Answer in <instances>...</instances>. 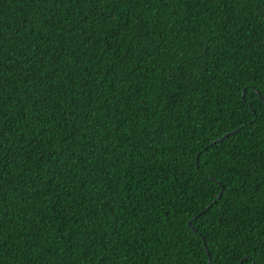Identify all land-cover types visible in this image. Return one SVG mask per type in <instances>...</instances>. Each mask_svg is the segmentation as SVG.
Returning a JSON list of instances; mask_svg holds the SVG:
<instances>
[{
	"label": "trees",
	"instance_id": "trees-1",
	"mask_svg": "<svg viewBox=\"0 0 264 264\" xmlns=\"http://www.w3.org/2000/svg\"><path fill=\"white\" fill-rule=\"evenodd\" d=\"M232 7L233 5L229 4L228 9H225L220 3L213 2L205 9L203 3L195 6L194 0L193 6H189L185 0H179L175 3V8L166 9L132 4L115 6L117 19L111 20L110 25H105V31L131 19L133 12L139 14L145 21V35L149 40H154L152 46L147 49L148 54L137 50V59H122L125 56L124 48L114 52L106 51L101 46L92 49L89 56L82 57V62L73 66V70L78 73L86 75L87 72H92L99 81L100 87L97 91L100 101H97V104L101 106L91 114V119L97 124V141L107 135L104 143L108 147L102 161L89 157L83 159V162L74 160L66 168L68 179L64 181L65 186L59 200L67 207V215L72 217L75 214L76 218L83 219L85 213L91 216L101 212V206L111 199L113 192L109 189L103 195L99 194L98 189H103L105 179L97 177L96 173L108 165H114L111 171L117 179L124 178L121 180V190L130 184L141 194L136 197L137 201H143L144 193L148 190L151 191L152 198L147 204L139 203L136 207L119 205L104 208V219L96 216V234L89 236V241L95 245L94 250H90L91 255H84L83 249L77 247L62 255V264H88L90 259L92 264H97L100 260H103L104 264H143L149 256L150 264H196L197 261L208 264L204 243H200L201 241H205L208 251L213 257H217L214 264H240L241 258L246 254L259 260V253H256L255 249L264 242V188L259 192L255 189L264 183V172L259 170V161L264 150V107L257 105L262 104L258 94L264 93V84L259 81L251 82L252 89L247 104L239 93L236 96H228V90L220 89L218 81L205 85L201 90L203 102L193 100L194 111L191 110L192 106L189 109L184 108L187 97H177L171 107L172 116L158 111L155 103L161 81L167 79L164 69L171 67L168 60L171 50L187 48L190 42L194 41L197 45L211 44L214 51L218 50L220 75L231 74L241 85L244 77L256 68L259 52L256 45L251 48H236L228 40L222 42L217 39V36L222 35L223 18L228 16ZM237 7L243 11L244 15L240 20L244 21L252 15L255 6L245 4ZM173 12L175 15H172ZM209 12L213 14L212 18H209ZM0 14L6 22L5 39L14 48V59L23 61L24 57L20 55L23 46L12 41L13 31L16 27L27 30L26 21L39 15L40 7L31 0H0ZM232 15L234 17L235 12ZM166 23L172 28L166 27ZM153 29L159 33L157 37L151 36ZM213 29H216L215 34ZM38 31L44 32L47 37V28ZM173 31L180 37L179 44L171 38ZM100 35L113 45V49L119 48L122 35L126 38V34L118 28L115 37L111 36L110 32L106 36L104 32ZM46 43L53 52L56 51L57 42H54V38H47ZM76 43H79V40ZM76 43L71 46L75 47ZM8 46L5 45L6 51ZM37 50L43 54L47 48L37 40L33 51ZM254 50L257 55H252ZM188 51L194 52L193 49ZM72 60L74 58L66 59L65 63L72 64ZM237 60L244 61L239 69H235ZM21 70L26 74L27 64L21 63L20 69L5 71L0 77V90L4 96L5 134L11 136V127H19L22 129L24 142L27 143L37 132L43 130L44 140L51 136L50 144L40 145L46 157L49 151L60 147L73 127H83L82 117L73 121L72 116L63 114L71 111L69 103L73 101L79 89L73 88L67 79L50 82V89L38 94L43 100L38 109L39 119L43 123H31L30 127L25 123L16 125L20 98L25 91L21 83ZM88 79L91 81L92 77ZM114 80L120 81L115 91L111 89ZM83 82V75L76 79L77 84ZM92 87L95 88L96 85L92 84ZM66 88L71 90L72 94L64 98L61 93ZM49 95L50 99L47 98ZM129 95L133 100L129 101L128 108H124V100ZM248 105H251V108ZM117 106L124 111L125 116H129V112L137 110L138 107L145 109L140 113L141 120L137 121L139 127L135 128L131 141L126 138V132H129L128 124H122L117 119ZM177 115L183 127L174 119ZM254 116L258 118L255 123ZM36 118L37 111L29 109V122ZM131 122L132 117L129 116L128 123ZM117 126L120 128L119 132L114 130ZM142 129L152 135L146 138ZM219 137L220 139L214 142ZM212 142L213 144L208 145ZM257 144L259 147H256ZM206 145L208 146L204 149ZM153 152L162 161L157 168L159 176L150 174L145 179L142 173L151 166L150 158ZM81 156L83 157V154ZM209 157L214 164L207 167L203 163L199 167L195 165L197 159L203 162ZM237 163L243 164L239 172L228 171V168ZM244 169L250 173L254 172L255 175L251 178L246 176L247 183L241 186L239 174L243 173ZM131 176H135L141 183L129 180L128 177ZM94 179L99 180L98 185L92 183ZM237 188H241L246 194L234 196L227 202L220 198V192L228 195L225 189L235 192ZM207 205L209 206L205 209ZM55 206L54 199L34 195L27 208L30 215H35L39 210V216L36 218L40 219L43 235L49 239L55 236L58 228L62 226L61 219L52 212ZM169 212L173 214L171 217L168 216ZM26 219L25 217L20 220L13 227L5 225V235L8 232H19ZM105 219L108 221L107 225ZM116 220H119V224L114 223ZM136 224L142 227V231L129 230ZM43 235L41 247L32 248L31 251L25 248L17 257V248L13 246L11 251L0 254V264H44V260L40 258L46 244ZM14 239L17 244L23 243V238L14 236ZM112 241H117V244ZM194 243L199 244L196 250L192 249Z\"/></svg>",
	"mask_w": 264,
	"mask_h": 264
},
{
	"label": "snow or ice",
	"instance_id": "snow-or-ice-1",
	"mask_svg": "<svg viewBox=\"0 0 264 264\" xmlns=\"http://www.w3.org/2000/svg\"><path fill=\"white\" fill-rule=\"evenodd\" d=\"M31 2L40 7V14L34 19L26 21L27 30L16 27L12 35V41L23 46L20 52V55L24 57L23 61L14 59V48L5 39L4 27L6 22L0 14V77L5 71L11 72L13 68L20 69L21 63L28 66L26 74L21 70V83L24 85L25 91L20 98L21 104L15 124L25 123L30 127L31 123H43L39 119L40 113L38 111L43 100L40 99L38 94L48 91L51 87L50 82L67 79L68 83L73 85V88L79 89V92L74 95L73 101L69 103L71 111H66L63 114L72 116L73 121L82 117L83 127H73L72 132L64 138L60 147L54 151H49L45 157L40 145L50 144L51 136L49 135L48 139L44 140L45 133L43 130L37 132L36 136L27 143L24 142L22 129L19 127H11V136L5 134L3 127L5 116L3 111L4 96L2 90H0V254L4 251H11L15 246L18 257L25 248L31 251L32 248L41 247L43 233L40 219L36 218L39 216V210L36 211L35 215H30L27 211L35 195L41 198L54 199L56 206L52 208V212L62 221V226L58 228L56 235L51 239L43 235L46 244L43 246L40 258L44 260V264H62V255L65 252H72L77 247L83 249L84 255H91L90 250H94L95 245L89 241V236L96 234V216L104 219L102 214L104 208L119 205L136 207L139 203L147 204L148 200L152 198L151 191L148 190L144 193L143 201H137L136 197L141 194L138 189H134L130 184H127L121 190V180L124 178L117 179L111 171L114 165H108L96 173L97 177L105 179L103 189H98L99 194L103 195L109 189L113 192L111 199L106 200L101 206V212L91 216L85 213L83 219L76 218L75 214L72 217L67 215V207L63 205V201L59 200L62 188L65 186L64 181L68 179L65 174L66 168L74 160L83 162V159L89 157H96L102 161L105 156V149L108 147L104 143L107 135L97 141V124L91 119V114L101 106V104H97V101H100V95L97 91L100 87L99 81L96 80L92 72H87L86 75L78 73L73 70V66L81 63L82 57L89 56L92 49L101 46L106 51L114 52H119L120 48H124L125 56L122 59H137V50L144 51L147 55V49L152 46L154 40H149L148 36L145 35V21L139 14L133 12L131 19L111 26L105 31L104 26L110 25L111 20L117 19L115 6L132 4L134 6H154L158 9H166L169 7L175 8V3L179 0H31ZM185 2L189 6H193V0H185ZM213 2L220 3L225 9H228L229 4L233 5L228 16L223 18L222 35L217 36V39L222 42L228 40L236 48H251L256 45L259 50L258 55L256 50L252 53V55H257L256 68L244 77V82L241 85L240 81L231 74L220 75L221 63L218 50L214 51L211 44L197 45L193 41L187 45V48L172 49L171 54L168 56L171 67L164 69L167 79L161 81L155 99L156 108L161 113L172 116L171 107L176 102L177 97H187L184 108L189 109L192 106L191 110L194 111L193 100L203 102L204 96L201 90L206 84H213V81L219 82L220 89L228 90V96H236L239 93L245 98V104L248 103V97L251 94V82L259 81L264 84V0H194L195 6L198 7L203 3L205 9ZM245 4L255 7L252 15L247 20L241 21L240 17L244 13L237 6ZM233 12H235L234 17ZM153 15L156 14L153 13ZM172 15H175V12ZM162 16L163 13H161V18ZM212 16L213 14L209 12V18H212ZM165 26L172 28L167 23ZM45 28L48 29L47 37L44 32L38 31V29ZM117 28L126 34V38L122 35L119 40V48L113 49V45L100 33L104 32L106 36L110 32L111 36L115 37ZM215 33L216 29H213V34ZM158 35L159 33L153 29L151 36L157 37ZM47 38H54V42H57L55 43V52L47 45ZM171 38L178 44L181 42L180 37L174 31ZM37 40L41 41L47 48V51L43 54L39 50L33 51ZM78 40L79 43H76ZM74 43H76V46L72 47L71 45ZM6 44L9 45L7 51L5 50ZM188 49H193L194 52H189ZM50 55L51 60H49ZM71 58H74L72 64L65 63L66 59ZM113 59H115V56H113ZM243 62V60H237L235 69H239ZM93 66H95V61H93ZM153 71H155L154 68ZM81 75L84 76V82L77 84L76 79ZM88 77H92V80L89 81ZM117 83H120V81L114 80L111 84L113 91H115ZM92 84H95L96 87L93 88ZM213 86L216 87V85ZM70 94H72L71 90L67 88L61 93L64 98H67ZM47 98L50 99V95ZM132 100L133 97L129 95L124 100L123 107L128 108L129 101ZM259 100L262 104H258L257 107H264V93L259 94ZM94 105L96 106L94 107ZM248 106L251 108V105ZM29 109L37 111V118L32 122L28 120ZM117 111L119 112L117 119L120 123L128 124V130L131 134L126 132L127 140H133L134 130L139 127L137 121L141 120L140 113L144 112L145 109L141 106L137 110L130 111L131 123H128L129 116H125L124 111L119 106H117ZM174 119L180 123L178 115ZM257 120L258 118L254 116L253 123ZM180 126L183 127V124L180 123ZM114 130L119 132V126ZM142 132L146 138L152 135L146 129H142ZM133 147H135L134 144ZM256 147H259V145L257 144ZM34 153H39V155H34ZM81 154H83V157ZM150 159L151 166L142 173L145 179L150 174L159 176L157 168L162 164V161L156 157L154 152ZM29 161H33V163H29ZM201 163L207 167L214 164V161L211 157L203 162L199 159L195 161L197 167ZM259 164V170L264 172V150H262V159ZM241 168H243V164L237 163L228 168V171L237 173ZM160 170L163 169L160 168ZM254 175V172L250 173L247 169H244V172L239 174L241 186L246 185V176L251 178ZM128 179L136 180L137 184L141 183L135 176L128 177ZM92 183L98 185L99 180L94 179ZM261 188H264V183H261L255 191L259 192ZM225 191L228 192L227 196L224 192H220L219 196L221 199H225L226 202L232 200L234 196L246 194L241 188H237L235 192L227 189ZM118 197L119 201H117ZM46 202L47 200H45ZM84 206L86 207V205ZM172 215L171 212L168 213L169 217ZM25 217L27 219L19 232H8L5 235V225L13 227ZM114 223L119 224V220L114 221ZM105 224H108L106 219ZM129 230L142 231V227L136 224L134 228H129ZM14 236L23 238V243L17 244ZM193 239L195 240V237ZM112 243L117 244V241H112ZM200 243L206 245L205 241ZM197 248H199V244L194 243L192 249L196 250ZM255 251L259 253V260L246 254L241 258L240 264H264V242L257 246ZM207 257L213 264L217 259V257L212 256L211 252L207 253ZM164 258L167 259L166 256ZM150 260V256L146 257L143 264H150ZM88 264H92L91 259ZM97 264H104V261L100 260ZM196 264H201V262L197 261Z\"/></svg>",
	"mask_w": 264,
	"mask_h": 264
},
{
	"label": "water",
	"instance_id": "water-1",
	"mask_svg": "<svg viewBox=\"0 0 264 264\" xmlns=\"http://www.w3.org/2000/svg\"><path fill=\"white\" fill-rule=\"evenodd\" d=\"M258 95H259V94H258ZM226 134H227V133H226ZM226 134H225V135H226ZM219 139H220V137H219L218 139H216L214 142H216V141L219 140ZM211 144H213V142H212V143H209L208 145H211ZM208 145L204 146V149H205ZM208 206H209V205H207V206L205 207V209H207ZM188 224L191 225L190 222H188ZM204 247H205V251H206V254H207L209 251H208V249H207V247H206L205 244H204ZM207 259H208V257H207ZM210 263H211V262H210L209 259H208V264H210Z\"/></svg>",
	"mask_w": 264,
	"mask_h": 264
}]
</instances>
